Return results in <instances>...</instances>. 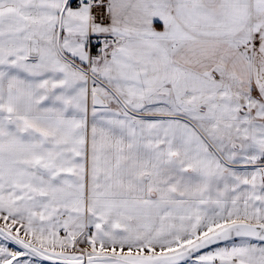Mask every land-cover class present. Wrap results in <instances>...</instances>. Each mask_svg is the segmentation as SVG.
<instances>
[{"label":"snow or ice","instance_id":"obj_1","mask_svg":"<svg viewBox=\"0 0 264 264\" xmlns=\"http://www.w3.org/2000/svg\"><path fill=\"white\" fill-rule=\"evenodd\" d=\"M0 264H264V0H0Z\"/></svg>","mask_w":264,"mask_h":264}]
</instances>
